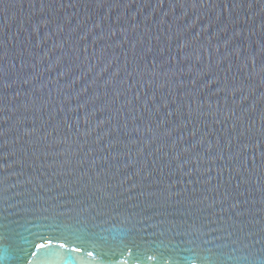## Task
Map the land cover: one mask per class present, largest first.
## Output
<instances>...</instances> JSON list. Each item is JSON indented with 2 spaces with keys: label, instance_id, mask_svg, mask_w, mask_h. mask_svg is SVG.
<instances>
[{
  "label": "water",
  "instance_id": "95a60500",
  "mask_svg": "<svg viewBox=\"0 0 264 264\" xmlns=\"http://www.w3.org/2000/svg\"><path fill=\"white\" fill-rule=\"evenodd\" d=\"M0 264H264V0H0Z\"/></svg>",
  "mask_w": 264,
  "mask_h": 264
},
{
  "label": "snow or ice",
  "instance_id": "6c2138e0",
  "mask_svg": "<svg viewBox=\"0 0 264 264\" xmlns=\"http://www.w3.org/2000/svg\"><path fill=\"white\" fill-rule=\"evenodd\" d=\"M39 247H43V245L41 244V245H38ZM61 247H63V245H61Z\"/></svg>",
  "mask_w": 264,
  "mask_h": 264
}]
</instances>
